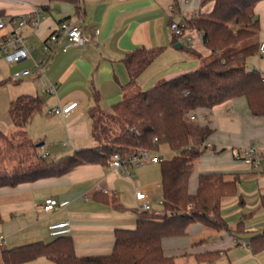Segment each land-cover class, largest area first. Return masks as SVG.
<instances>
[{
    "label": "crops",
    "instance_id": "0c3cea01",
    "mask_svg": "<svg viewBox=\"0 0 264 264\" xmlns=\"http://www.w3.org/2000/svg\"><path fill=\"white\" fill-rule=\"evenodd\" d=\"M171 6L175 12L170 11ZM212 7V3L202 6V0H0V11H4L7 20L31 14L34 9L41 12L43 18L37 32L29 27L21 30L29 36L37 54H42L45 37L65 20L79 24L83 35L91 39L83 47H61L52 58L47 75L58 85L57 95L47 94L36 75L13 81L14 72L33 66L31 60L11 65L0 58V128L16 143L28 140L36 145L43 143L38 151L52 162L95 146L91 136L92 114L108 111L114 104L196 70L201 62L211 59L210 51L197 39L198 33L191 30L195 49L203 59L193 60L182 54L181 49H175L170 24L181 16L197 17ZM256 14L261 22L260 43L264 42V1L257 5ZM14 28L16 25L0 30V37ZM96 31L98 36L94 37ZM141 46L166 47V50L140 76L138 85L126 90L123 86L129 82V76L123 59L126 53ZM248 69L264 74V54L249 58ZM95 92L100 97L98 101ZM22 94L45 95L46 105L25 128L17 129L9 109L11 102ZM73 101L78 107L68 115L49 114L52 108ZM192 115L201 127L207 126L212 132L207 139L209 150L196 161L190 174L189 193L196 194L201 173L239 175L237 195L225 199L221 208L224 219L234 230L216 231L202 223H193L185 236L163 240L164 253L174 257L176 264H264V250L254 252L250 242L264 234L261 204L264 165L254 169L235 159L237 150L252 145L264 154V118L254 116L244 98L229 100L211 111L198 109ZM157 154L160 159H170L174 152L162 147ZM154 164L130 166L127 173L110 165H82L62 177L0 188L3 217L0 249L50 242L53 240L50 225L70 221L69 236L78 257L111 254L115 230L137 226L142 211L138 209L135 192L143 191L153 200L159 194L157 190L162 189L161 169L158 172ZM48 198L67 204L45 211L43 204ZM227 207L232 212L223 211ZM240 223L242 226L235 229ZM243 242L247 243L246 247L242 246ZM207 252H219L218 259L214 262L196 259ZM29 264L52 262L41 257Z\"/></svg>",
    "mask_w": 264,
    "mask_h": 264
},
{
    "label": "trees",
    "instance_id": "16d2710c",
    "mask_svg": "<svg viewBox=\"0 0 264 264\" xmlns=\"http://www.w3.org/2000/svg\"><path fill=\"white\" fill-rule=\"evenodd\" d=\"M262 1L202 0V6L212 3V9L187 23L191 31L202 35L211 60L114 104L111 111L92 114L93 147L48 162L34 142L16 143L0 128V188L62 177L82 165L107 167L115 154L128 159L141 151L156 154L162 147L174 152L172 158L160 160L163 210L142 211L135 229H116L111 254L78 257L72 238L61 236L50 242L0 249V264H29L41 257L52 264H176L174 257L164 253L165 238L185 236L193 223L216 231L234 230L221 208L225 199L237 195L239 175L201 173L196 194L189 193L190 174L196 161L209 150L207 139L212 132L207 126L201 127L192 114L244 98L251 113L264 118V74L248 69L249 58L259 54L261 22L256 7ZM2 18L6 19L4 11H0ZM178 42L174 37L172 45ZM233 47L237 49L229 52ZM165 50L141 46L126 53L123 61L129 82L123 88L136 87L140 76ZM183 50L193 60L203 59L193 48L182 45ZM99 98L95 92V100ZM45 105V95L18 96L10 104L12 124L25 128ZM261 204L264 207V197ZM250 242L254 252L264 250V234ZM218 257L219 252H207L196 259L214 262Z\"/></svg>",
    "mask_w": 264,
    "mask_h": 264
},
{
    "label": "built area",
    "instance_id": "2783aa9c",
    "mask_svg": "<svg viewBox=\"0 0 264 264\" xmlns=\"http://www.w3.org/2000/svg\"><path fill=\"white\" fill-rule=\"evenodd\" d=\"M170 11L175 12V7L171 6ZM42 18L41 12L34 9L31 14L23 15L18 19H0V30L5 29L7 26L16 25V28L0 37V58H3L11 65L31 60L33 66L14 72L12 75L13 81H19L26 76L36 75L39 83L45 88L47 94L57 95L58 85L52 82L47 75L48 66L52 58L61 47L64 49L83 47L91 39L83 35L82 27L79 24L65 20L58 25L56 31L45 37L43 40L42 54H37L35 47L30 42L29 36L21 30L25 27H29L32 31L37 32ZM188 20L189 19L186 17L181 16V19L178 21L171 22L170 29L174 37H177L179 40H184L188 47L195 49L194 38L189 33ZM97 36L98 31L95 32L94 37ZM197 39L203 41L200 33H198ZM259 54H264V42H260ZM77 107L78 103L73 101L66 105H59L52 108L49 114L64 117ZM43 157L45 158V156ZM235 159L237 161H243L254 169H258L264 165V154L256 145L237 150L235 152ZM160 160L157 153L154 154L150 151H141L128 159H123L119 154H115L110 162V166L127 173L130 166L140 167L148 163L159 162ZM135 198L138 202V209L140 211L149 212L154 210L153 203L149 199L147 193L137 190L135 192ZM66 204L67 203H60L57 199L48 198L45 200L43 208L45 211H52L64 207ZM49 231L53 238L69 236L72 232V226L70 221L57 222L50 225ZM2 241L3 240L0 238V244ZM242 246L246 247L247 243L243 242Z\"/></svg>",
    "mask_w": 264,
    "mask_h": 264
},
{
    "label": "rangeland",
    "instance_id": "374dc122",
    "mask_svg": "<svg viewBox=\"0 0 264 264\" xmlns=\"http://www.w3.org/2000/svg\"><path fill=\"white\" fill-rule=\"evenodd\" d=\"M190 30V29H189ZM179 42L182 44V45H184L185 47L187 46V44H186V42L184 41V40H179ZM249 43V42H248ZM199 48V47H198ZM237 49V47H233V49L232 50H229V52L230 51H233V50H236ZM195 51H197V52H199L197 49H195ZM182 54H186L187 55V53H186V51H180ZM213 58V57H212ZM211 59H209L208 61H210ZM205 62H207V60L206 61H203V62H201V64H200V66L204 63L205 64ZM8 67V66H7ZM23 80H25V79H22V81ZM21 82V81H20ZM22 83V82H21ZM40 86H41V84H39ZM42 88H43V86H41ZM108 111H111V109H109ZM54 117H57L58 115H53ZM91 147V146H90ZM70 156V155H69ZM48 162H52V159L51 158H48ZM57 160H59V159H57ZM57 160H55V161H57ZM198 161H200V160H198ZM154 167L156 168V169H158L157 171L159 172V169H160V161L159 162H156V164H154ZM143 168H135V170H137V171H143L142 170ZM157 193H159L158 194V196H154V198H152L153 200H151L152 201V203H153V205H154V210L155 211H157V212H161L162 210H163V197H162V189L161 188H159L158 190H157ZM156 193V194H157ZM223 211H225L226 213H230V212H232V210L229 208V207H227V209H225V210H223Z\"/></svg>",
    "mask_w": 264,
    "mask_h": 264
},
{
    "label": "water",
    "instance_id": "95a60500",
    "mask_svg": "<svg viewBox=\"0 0 264 264\" xmlns=\"http://www.w3.org/2000/svg\"><path fill=\"white\" fill-rule=\"evenodd\" d=\"M181 47H182V44L180 42H178V43H176L174 45L175 49H181ZM41 146H43V143H40V144L37 145L38 148L41 147Z\"/></svg>",
    "mask_w": 264,
    "mask_h": 264
}]
</instances>
